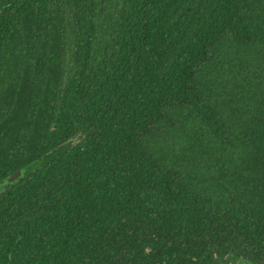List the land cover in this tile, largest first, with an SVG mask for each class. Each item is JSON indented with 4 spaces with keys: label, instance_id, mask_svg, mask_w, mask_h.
I'll return each mask as SVG.
<instances>
[{
    "label": "trees",
    "instance_id": "1",
    "mask_svg": "<svg viewBox=\"0 0 264 264\" xmlns=\"http://www.w3.org/2000/svg\"><path fill=\"white\" fill-rule=\"evenodd\" d=\"M0 264H264V0H0Z\"/></svg>",
    "mask_w": 264,
    "mask_h": 264
},
{
    "label": "water",
    "instance_id": "2",
    "mask_svg": "<svg viewBox=\"0 0 264 264\" xmlns=\"http://www.w3.org/2000/svg\"><path fill=\"white\" fill-rule=\"evenodd\" d=\"M20 175H21V172H16L15 174H13V175L7 180V182H14V181H16V180L19 178Z\"/></svg>",
    "mask_w": 264,
    "mask_h": 264
}]
</instances>
